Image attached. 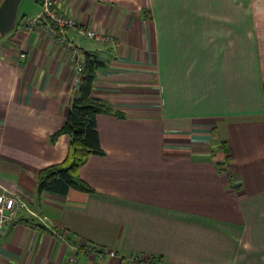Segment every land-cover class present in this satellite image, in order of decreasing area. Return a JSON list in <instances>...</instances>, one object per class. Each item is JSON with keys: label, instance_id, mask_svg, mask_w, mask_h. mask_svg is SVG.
I'll list each match as a JSON object with an SVG mask.
<instances>
[{"label": "crops", "instance_id": "1", "mask_svg": "<svg viewBox=\"0 0 264 264\" xmlns=\"http://www.w3.org/2000/svg\"><path fill=\"white\" fill-rule=\"evenodd\" d=\"M38 4L16 21L37 17ZM56 7L76 22L62 34L104 63L92 93L119 115H95L105 153L79 168L93 192H38L39 170L67 154L70 135L51 136L76 73L42 24L0 32V192L28 207L1 229L0 264H68L71 255L72 264H264V0ZM84 244L114 255L98 258Z\"/></svg>", "mask_w": 264, "mask_h": 264}, {"label": "trees", "instance_id": "2", "mask_svg": "<svg viewBox=\"0 0 264 264\" xmlns=\"http://www.w3.org/2000/svg\"><path fill=\"white\" fill-rule=\"evenodd\" d=\"M103 65L104 63L94 52L85 51L80 80L66 119L51 136L54 140L61 133L70 135L67 154L60 163L51 164L39 170L38 192L46 191L59 195H65L69 189L93 192L92 186L80 177L79 168L90 154L105 153L99 142L95 115L101 112H113L119 115L115 110L112 111L110 105L92 93L96 70ZM220 145L226 150L224 143L221 142Z\"/></svg>", "mask_w": 264, "mask_h": 264}, {"label": "built area", "instance_id": "3", "mask_svg": "<svg viewBox=\"0 0 264 264\" xmlns=\"http://www.w3.org/2000/svg\"><path fill=\"white\" fill-rule=\"evenodd\" d=\"M39 1H40V5L42 6L41 15L44 14L42 17L47 20H53L58 24L59 29L58 31H55L53 37L56 39L57 43L61 44L64 47L65 51L70 56V60L73 64L76 73L74 88L77 89L80 80V74L83 69L84 55L82 54L81 50L78 47H76L70 40H68L62 34L63 33L62 28L64 26H75L76 22L70 16H65L64 14L57 11L56 0H39ZM33 18H27V19H32V21H34L32 24H34L36 20H34ZM28 24L30 23L28 22ZM82 32L86 36L93 38L95 40H100V41L111 40L110 35L97 32L93 29L84 28ZM20 56L21 58H25V53L21 52ZM27 208H28L27 202L25 201V199L21 194H18L16 192L1 191L0 192V232L3 225L10 223L18 216L21 210ZM56 233H58L59 236L66 237L64 231L62 230H59ZM73 241L74 240H70V239L66 240V242L69 243V245L74 246ZM83 250L86 253H91L92 255L97 256L98 258H103L105 255H109V256L114 255V251L112 250L105 251L103 249L93 248L89 244H84ZM141 260H145L149 264H157V258L154 256H148L144 258H139V256H130L128 257L127 262L128 263L140 262ZM74 261H75V257L74 255H71L68 257L67 263L72 264Z\"/></svg>", "mask_w": 264, "mask_h": 264}, {"label": "rangeland", "instance_id": "4", "mask_svg": "<svg viewBox=\"0 0 264 264\" xmlns=\"http://www.w3.org/2000/svg\"><path fill=\"white\" fill-rule=\"evenodd\" d=\"M30 1H32V0H21L20 1V3H19V6H18V9H17V12L20 14L21 13V9L28 3V2H30ZM27 2V3H26ZM38 2H39V4H40V1L38 0ZM36 5V9L37 10H39L40 8H41V11H40V13H39V15L36 17V18H33V17H24V16H22V17H20L16 22H15V25H14V27H16V26H18V23H20L21 22V24H23V23H26L28 26H30L34 21H32V19H27V18H33L34 20H36V22L34 23L35 25L36 24H42V26L44 27V30L46 31V33L49 35V36H51V37H53V35H54V33H55V31H58V29H59V27H58V24L56 23V22H54L53 20H47V19H45V18H43L42 16L44 15V14H42L41 15V13H42V6L41 5ZM56 9H57V7H56ZM58 11V10H57ZM59 12V11H58ZM33 13V12H32ZM28 22L30 23V24H28ZM34 24H32V25H34ZM31 25V26H32ZM13 27V28H14ZM66 27H68V26H64L62 29L64 30ZM11 31V30H10ZM56 40V39H55ZM221 159V161H220V163L218 164V168H219V171H220V173L221 174H223V176L226 178V179H229V175H230V173H229V169H227V167L225 166V158H224V155H223V158L221 157L220 158Z\"/></svg>", "mask_w": 264, "mask_h": 264}, {"label": "water", "instance_id": "5", "mask_svg": "<svg viewBox=\"0 0 264 264\" xmlns=\"http://www.w3.org/2000/svg\"><path fill=\"white\" fill-rule=\"evenodd\" d=\"M20 0H3L0 4V32L13 29L16 22V11Z\"/></svg>", "mask_w": 264, "mask_h": 264}]
</instances>
